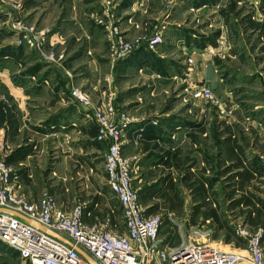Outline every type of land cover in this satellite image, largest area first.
<instances>
[{"label": "rangeland", "instance_id": "374dc122", "mask_svg": "<svg viewBox=\"0 0 264 264\" xmlns=\"http://www.w3.org/2000/svg\"><path fill=\"white\" fill-rule=\"evenodd\" d=\"M158 35L151 51L147 42ZM141 53L144 65V57L136 60ZM132 60L136 67L126 65ZM241 79L251 85L239 86ZM204 86L213 102L193 99ZM74 92L90 103L89 116L111 106L135 123L173 122L161 126L159 140L133 141L123 152L141 161L151 150L133 166L135 188L148 212L157 208L162 217V246L204 243L236 253L247 245L239 228L264 233V133L257 129L264 120L254 116L258 107L264 113V0H0V163L20 151L9 144L31 138L28 108L81 106ZM45 145L32 164L48 174L55 147ZM35 176L27 194L20 184L27 199L32 190L33 203L54 195L52 182ZM79 203L86 201L66 212ZM103 220L87 223L103 227ZM0 254L9 253L0 247Z\"/></svg>", "mask_w": 264, "mask_h": 264}, {"label": "built area", "instance_id": "2783aa9c", "mask_svg": "<svg viewBox=\"0 0 264 264\" xmlns=\"http://www.w3.org/2000/svg\"><path fill=\"white\" fill-rule=\"evenodd\" d=\"M161 37L158 35L147 42L151 51L161 43ZM193 94L195 101H214L205 86L195 89ZM72 95L87 112L90 111L87 100L78 92ZM89 118L99 124L98 142H110L103 168L107 187L117 208L121 209V224L113 223L114 208L109 210L102 227L86 222V218L92 216L88 203H79L72 212H66L58 207L56 197L50 193L38 202H30L22 194L16 171L2 161L0 210L21 214L39 223L47 232L1 212V245L27 264H90L78 250L86 253L95 264H264V233L261 231L254 236L246 228H239L237 235L247 240V245L236 248V253H227L204 243L189 242L175 248L162 246V217L147 215L149 208L143 206L135 188V162L126 160L123 154L122 141H125L133 120L127 113L115 116L111 106L104 115L92 109ZM142 133L143 129L136 137V144L143 138Z\"/></svg>", "mask_w": 264, "mask_h": 264}, {"label": "crops", "instance_id": "0c3cea01", "mask_svg": "<svg viewBox=\"0 0 264 264\" xmlns=\"http://www.w3.org/2000/svg\"><path fill=\"white\" fill-rule=\"evenodd\" d=\"M146 55L147 53H141L138 55L140 57H138L136 60H139V65L142 57H144L142 65H144V61L146 62L148 60ZM134 61L132 60V62H127L126 65H129V67H136L138 63L134 65ZM157 75V78L159 79L161 74L158 73ZM247 79H241L239 86L246 87L251 85V82L247 81ZM34 95H39V99L47 97V95H44L43 93L31 94L29 97ZM16 97L15 99H17ZM20 98H23V96L21 95ZM59 100L60 104L61 102L62 104L65 103L64 99L60 98ZM60 108L61 109L58 111H55L53 108L45 110L40 109V111H38L40 115L38 112H32L28 108L30 116L28 117L29 122H31L32 119L34 121L32 124L27 126V130L30 132L31 138H28L23 146L20 145L12 147L10 146L12 143L9 144V149L14 150V152L20 151L13 161L6 163L10 167H14L13 169L19 176L20 184H24L26 194L28 189H30V187H28L29 182L32 181L34 177H36V174H40L41 177L44 179L47 178V180L52 182L50 190L53 191L52 193L56 196L58 204L60 205V209L62 208L64 211H70L75 205L77 199L81 198L83 201H86V203L89 204V210L92 214L91 217L86 218V222L95 224L99 222V219H104L103 222H105L107 217H100L102 212H105L108 216L109 210L114 208L116 209L117 214V203L113 200V196L107 187L106 176L103 168L104 156L108 149L107 143L98 142L96 140V125L94 121L89 118V113L83 107H75L74 105H71L67 108L63 106ZM37 109L38 108H36V110ZM261 110L262 109L260 107L256 108L254 116L264 120V113H262ZM239 114L240 112L238 111L237 117H239ZM161 120L162 119L160 118H148L144 120H138L136 123L133 122L130 131L125 137L126 144L124 146L123 152L126 148L132 147L130 143L133 141L135 142L136 137L140 134L142 129L143 138L139 141V143L159 140L157 134L161 133V126L173 123L170 121H165L161 125ZM232 123H234V120ZM257 129H262V132L264 133L263 125ZM48 143H51L52 147L55 148L52 149V159L48 167L50 170L47 174L37 165L34 166L32 162H35V158H37L36 156L40 157L43 155L44 152L41 150V146L44 148V146H46L45 144ZM61 146L64 147L62 151L60 150ZM150 151V149L144 150V153L141 155L142 162L139 159H133L130 161L135 162L134 166L140 167V164H144L143 161L149 157ZM61 154L65 157L64 159L62 157L63 161L60 162L59 155ZM19 157L22 159L20 158L19 160ZM70 160H72V163L75 165L73 166V172L69 171L68 174H66L64 166L68 164ZM69 170H71L70 167ZM57 183L59 184L57 185ZM31 194L32 190L29 191L27 195L30 201ZM95 205H98V207H95ZM121 219L115 215L113 218V223L121 224ZM0 247H4L9 253L8 255L0 254V264H27L21 261L20 257L12 250L1 244Z\"/></svg>", "mask_w": 264, "mask_h": 264}, {"label": "water", "instance_id": "95a60500", "mask_svg": "<svg viewBox=\"0 0 264 264\" xmlns=\"http://www.w3.org/2000/svg\"><path fill=\"white\" fill-rule=\"evenodd\" d=\"M1 212H5V213H8V214H11V215L17 217L18 219H20V220L26 222L27 224H29L30 226H32L33 228H35V229H37V230L46 231V230H44V228H43L39 223H37V222H35V221H33V220H30V219H28V218L22 216L21 214H18V213H16V212L9 211V210H0V213H1ZM46 232H47V231H46ZM78 251H79L80 255H81V256H82L87 262H89L90 264H95V263L89 258V256H88L86 253H84V252L81 251V250H78Z\"/></svg>", "mask_w": 264, "mask_h": 264}, {"label": "trees", "instance_id": "16d2710c", "mask_svg": "<svg viewBox=\"0 0 264 264\" xmlns=\"http://www.w3.org/2000/svg\"><path fill=\"white\" fill-rule=\"evenodd\" d=\"M238 161V160H237ZM168 165H169V163H168ZM239 167H241V164H240V162H239V166H238V168ZM243 167H241L240 169H242ZM243 176H244V179L246 180V182H249L250 180H251V178H253L252 177V175H251V173H249V172H246L245 174H243ZM140 194V193H139ZM142 197V194H140V198ZM164 197H165V199H166V201L168 200V201H171L170 199V194H164ZM246 202H248V204L250 203L249 202V200L247 199L246 200ZM156 211H157V208H155V209H153L152 211H151V213L150 212H147V215L148 216H157V214H156Z\"/></svg>", "mask_w": 264, "mask_h": 264}]
</instances>
